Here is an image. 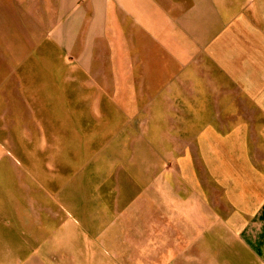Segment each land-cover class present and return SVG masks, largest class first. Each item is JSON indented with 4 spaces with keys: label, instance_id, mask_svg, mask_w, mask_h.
I'll return each instance as SVG.
<instances>
[{
    "label": "rangeland",
    "instance_id": "obj_1",
    "mask_svg": "<svg viewBox=\"0 0 264 264\" xmlns=\"http://www.w3.org/2000/svg\"><path fill=\"white\" fill-rule=\"evenodd\" d=\"M117 1L144 6L123 14L131 73L96 76L97 107L92 108L85 105L89 76L33 75L34 88L47 79L50 104L60 101L49 107L47 137L37 133L30 140L24 134L10 140L0 134V264H49V258L56 264H87L77 262L89 263L88 258L73 260L74 248L59 234L60 226L89 233L96 228L91 217L112 211L106 199L153 198L175 190L184 195L177 183L216 179L222 147L231 168L240 164L236 158L242 156L230 153L248 146L235 132L248 131L249 107L208 106L203 78L209 83L207 73L212 77L226 67L248 81L253 46L264 49L262 42H252L254 30H263L264 0ZM175 13L181 18L172 29L176 37L171 33L165 42L170 48L164 49L159 42ZM185 21L192 33L188 45L179 39ZM115 51L114 43L111 67H126ZM218 116L227 121L218 123ZM47 239L50 251L35 249Z\"/></svg>",
    "mask_w": 264,
    "mask_h": 264
},
{
    "label": "crops",
    "instance_id": "obj_2",
    "mask_svg": "<svg viewBox=\"0 0 264 264\" xmlns=\"http://www.w3.org/2000/svg\"><path fill=\"white\" fill-rule=\"evenodd\" d=\"M143 9L140 3L130 7L117 0H0V134L10 140L24 134L30 140L37 133L47 137L49 107L59 106L60 101L57 98L50 104L47 79L46 85L42 78L39 88H34L33 75L89 76L85 105L97 107L96 76L131 73L125 62L129 41L123 14L127 17L129 11ZM113 12L121 19L113 21ZM168 20L167 36L159 42L164 49L170 48L165 42L172 34L176 37L172 29L176 31L181 18L175 13ZM180 25L179 39L188 45L191 28L189 31L187 21ZM253 35V43L264 44V24L263 30L257 28ZM114 43L115 53L126 67H111ZM253 48L247 82H242L239 72L226 67L217 68L212 77L207 73L209 83L203 78L208 106L235 102V107H249L248 131L235 132L237 140H248V146L230 153L242 156L236 158L238 168L226 162L228 154L222 147L218 148L216 179L185 180L182 184L175 180L179 189L186 190L184 195L175 190L153 198L106 199L112 211L91 217L90 224L96 228L89 233L76 227L58 228L74 248L73 260L79 256L88 258L90 264H264V49ZM261 58L262 63L254 60ZM190 80L194 84L193 73ZM226 121L217 117L218 123ZM220 134L225 137L224 132ZM16 234L17 228L14 239ZM52 236L56 241L57 233ZM48 242L35 249L50 251ZM48 261L56 264L51 258ZM81 262L89 264L77 263Z\"/></svg>",
    "mask_w": 264,
    "mask_h": 264
}]
</instances>
